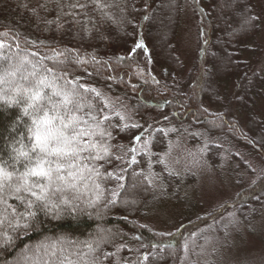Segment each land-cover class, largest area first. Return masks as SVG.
I'll return each instance as SVG.
<instances>
[{
  "label": "trees",
  "instance_id": "trees-1",
  "mask_svg": "<svg viewBox=\"0 0 264 264\" xmlns=\"http://www.w3.org/2000/svg\"><path fill=\"white\" fill-rule=\"evenodd\" d=\"M186 1L192 3L199 20L197 55L187 75L176 46ZM262 32L255 0H0V45L32 61L44 60L40 70L49 69L59 76L54 83L56 90L69 91V84L79 92L82 107L77 110L70 105L71 115L90 133L81 140L87 150L75 159L74 167L69 168L67 160L61 161L65 165L61 173L64 181L56 180L55 175L51 184L40 180L47 186V200L37 201L28 193L18 198L9 185L18 183L29 166V160L19 152H28L35 159L30 150L34 143L29 131L33 121L39 120L44 111L67 121V110L59 107L58 113L56 109L50 111L52 105L44 99L20 124L16 122L20 118L19 112H14L16 106L0 110V168L12 173L10 181H2L4 187L0 190V264H11L23 251L38 249L46 239L56 241L60 236L77 241L76 245L66 242L58 245L57 252L50 251L57 261L177 264L181 237L160 236L142 223V215L156 196L151 172L150 176L147 173L148 159L132 163L119 152L140 135L143 125L123 122L120 115L109 111L104 96L126 100L139 118L157 113L177 126L198 125L210 134L226 132L233 137V131L228 132L235 122L229 116L244 113L252 132L239 135L264 162V120L259 110L264 102V76L252 62L261 50ZM34 43L36 47L31 46ZM138 43L143 47L137 48ZM142 53L145 61L141 60ZM21 84L27 88L29 82ZM86 89H95L101 95L97 97ZM42 96H52V103L59 102L50 91ZM89 113L97 117L102 128L95 127L97 121ZM102 129L111 135L95 134ZM159 130H153L154 141L152 138V147L157 151L166 147L167 137L160 138L159 132L164 131ZM157 151L151 161L167 187L163 190L168 191L177 180L160 166ZM215 158L211 155L209 159L212 162ZM35 179L30 178V183ZM62 183L64 190L57 191ZM134 183L138 187L132 191ZM259 184L262 187L256 188ZM255 186L244 194V202L255 195L264 197V174ZM34 191L40 193L41 189ZM29 200L33 202L30 209ZM236 202L238 205L240 200ZM44 209L61 219L51 220ZM29 211L34 215L28 216ZM99 222L110 231L94 246L91 237L96 235ZM5 235L8 243L1 245ZM135 248L140 250L136 255ZM47 260L48 264H57Z\"/></svg>",
  "mask_w": 264,
  "mask_h": 264
},
{
  "label": "rangeland",
  "instance_id": "rangeland-1",
  "mask_svg": "<svg viewBox=\"0 0 264 264\" xmlns=\"http://www.w3.org/2000/svg\"><path fill=\"white\" fill-rule=\"evenodd\" d=\"M255 2L262 18L263 32L261 50L252 62L257 63V69L264 76V0ZM183 9L176 46L179 56L185 62L187 75L197 55L199 20L195 17L196 11L193 10L192 3L186 1ZM36 44L31 46L36 47ZM144 54L142 53L143 59L141 58L143 61L146 60ZM43 63L44 60L32 61L7 46H0V110L16 106L14 112H19L20 118L16 121L19 124L22 119L30 117L33 107L40 102L30 99L37 87L41 88V95L44 92L50 91L53 94L57 91L54 83L59 80V76L49 69L40 70ZM148 68L153 69V66L149 65ZM41 80L44 81L43 84L39 83ZM22 81L29 82L27 88L22 86ZM68 90L74 89L68 84ZM104 97L110 104L109 111L113 114L119 112L123 122H137L143 125L139 131V139L135 138L119 152L122 158L128 157V162L132 163L143 158L148 159L150 169L147 173L150 176L151 172L156 196L142 215V223L157 231L160 236L164 235L170 239L177 234L181 237L178 238L180 255L177 264H264V197L259 194L250 201H243L244 194L249 192V188L255 186L264 174V162L249 147L247 140L239 135L242 132L244 135H250L252 132L249 129L248 116L244 113L229 116L230 120H234L232 125L235 127L231 125L228 134H232V130L236 137L226 135V132L210 134L203 126H177L170 118L167 120L165 116L157 113L139 118L135 108L126 100L111 95ZM58 98L60 101L61 97ZM56 104L63 107L59 102ZM202 105L215 112L221 111L220 108L209 104ZM49 109L54 110L52 107ZM259 110L262 115L260 118L264 120V102L259 105ZM157 127L164 131L159 132L160 138L167 135L166 147L160 151L152 147L153 134L156 132L153 130ZM32 128L34 129L33 123ZM248 137L246 136L252 140ZM31 139H34L32 133ZM210 146H213L211 152ZM101 148L104 151L105 148ZM155 151L159 152L160 166L177 180L176 186L168 191L163 190L167 187L157 176L151 161ZM210 154L216 157L215 161L211 162ZM64 187L65 184L62 183L56 190H64ZM136 187L138 184L134 183L132 191ZM255 187L262 186L259 184ZM237 199L240 200L238 205L237 202L234 204ZM44 211L46 212L45 209ZM46 213L51 220L61 219L58 214ZM207 216L208 219L203 220V217ZM109 231L110 229L99 222L96 235L91 237L93 245L98 246L104 241L105 233ZM2 237L1 245H7L6 235ZM76 241L63 236L58 237L56 241L46 239L38 249L23 251L11 264H48L47 258L49 262L57 264H73L74 260H53L55 257L50 251L57 252L58 245L66 242L71 246L76 245ZM138 251L140 250L135 248L134 254Z\"/></svg>",
  "mask_w": 264,
  "mask_h": 264
},
{
  "label": "snow or ice",
  "instance_id": "snow-or-ice-1",
  "mask_svg": "<svg viewBox=\"0 0 264 264\" xmlns=\"http://www.w3.org/2000/svg\"><path fill=\"white\" fill-rule=\"evenodd\" d=\"M77 6L83 7V5H73V7ZM251 19L255 18H250V20ZM247 22L250 21H246V23ZM136 47L141 48L143 47V45L138 43ZM39 83L43 84L44 81L41 80ZM49 87L53 86L49 85ZM85 91L94 92L97 97L101 95L95 89H86ZM53 95L61 97L59 104L63 105V107L67 110L68 119L66 121L65 117L58 114L50 116L48 111H44L43 116L39 120L33 121L34 129H29V131L34 136V144L31 151L35 154V159L32 160L28 152L20 151L19 155L29 160V166L27 167L26 171L19 177L18 183L9 185L11 190L17 195L18 198L21 193H28L30 196L35 197L37 201L42 202L47 200V186L40 183V180H46L49 184H51L55 175L56 180L64 181L65 176L61 173L65 169V165L64 163H61V161L67 160L68 167H74L75 159L79 157V154L82 151L87 150L82 146L81 140L83 137L89 135L90 133L84 131V129L81 127L80 120L74 115H71V109L69 107L70 105H74L75 109L77 110L82 107L80 99H78L82 98L80 97V93L75 90L65 91L63 89H60L55 91ZM30 99L37 102L47 99L48 103L52 105V108L56 109L57 113L59 112L58 105L52 103V96H42L39 87H37V90L32 93ZM89 107L92 106L89 105ZM116 114L118 116L120 115L119 112H117ZM89 115L92 114L89 113ZM92 119L97 121L95 125L96 128H102L95 115H92ZM103 119L108 120V117L104 116ZM121 119H123L122 116ZM57 120H59V124L56 123ZM84 123H87V121H84ZM124 127H127V125H125ZM133 127H137V125H133ZM95 134L101 137L105 134L109 136L111 135V133H106V130L104 129ZM137 139H139V137H137ZM92 147H95V145H92ZM104 151L107 152V148H105ZM53 157H55L56 159L53 160ZM98 158L102 159L103 157ZM68 175L73 174L69 172ZM30 178L36 179L34 182L30 183ZM11 179L12 173L0 168V190H2L4 187L2 181H10ZM36 188L41 189L40 193L34 191V189ZM27 205L30 209L33 205V202L29 200L27 201ZM27 215L33 216L34 213L29 211ZM28 226V224L23 225V227Z\"/></svg>",
  "mask_w": 264,
  "mask_h": 264
}]
</instances>
